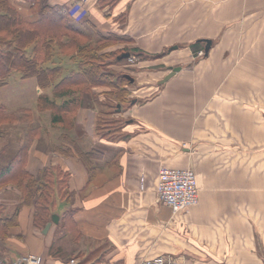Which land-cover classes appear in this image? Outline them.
<instances>
[{
  "label": "crops",
  "instance_id": "obj_1",
  "mask_svg": "<svg viewBox=\"0 0 264 264\" xmlns=\"http://www.w3.org/2000/svg\"><path fill=\"white\" fill-rule=\"evenodd\" d=\"M10 1L24 19H38L30 0ZM120 7L128 46L154 55L138 60L134 78L151 95L133 102L117 139L96 137L95 111L81 108L65 133L81 155L62 152L71 177L47 233L34 222L33 197L15 184L0 187L4 214L20 208L18 224L0 234L3 264L29 253L43 255L42 264H140L160 255L179 264H264V0H121ZM208 39V54L196 58ZM199 40L195 54L190 45ZM173 66L181 69L162 82ZM31 80L38 85L34 77L21 82ZM27 120L11 129L13 149L1 148L0 166L23 144ZM48 149L33 143L28 172L50 166ZM165 166L194 169L196 204L174 212L160 200Z\"/></svg>",
  "mask_w": 264,
  "mask_h": 264
},
{
  "label": "trees",
  "instance_id": "obj_2",
  "mask_svg": "<svg viewBox=\"0 0 264 264\" xmlns=\"http://www.w3.org/2000/svg\"><path fill=\"white\" fill-rule=\"evenodd\" d=\"M30 2L32 12L38 15V19L33 22L24 19L10 0H0V87L8 84L13 75H16L17 80L34 77L42 88H53L54 97L61 100L58 103L56 99L44 96L43 107L59 104L58 108L62 111L69 108L67 115H75V103L80 101V95L85 91L82 90L83 85L92 84L93 88L99 83L115 85L117 80L124 78L133 82L126 75H113L105 69L111 62L105 61V58L108 59V52L103 51L107 42H110L109 37L97 32L101 41L93 44L94 38L90 33L81 31L71 23L67 6L50 0ZM202 42L204 41L199 40L190 45L195 54L204 44ZM126 51L154 56L137 48H128ZM123 52L125 51L121 53ZM206 54L208 53L205 51ZM119 55L117 60L123 59ZM71 66L78 69L72 70ZM111 94L117 97L118 93ZM117 98L120 100L119 96ZM133 102L134 100L131 104ZM74 105L76 106L73 107ZM6 110L7 107L1 104L0 136L6 131L3 123L22 119ZM55 116L59 118V115ZM32 138L28 134L15 156L0 168V187L18 183L24 192V198L33 197L34 222L42 228L52 217L56 196L62 193L67 196L70 175L59 165L45 167L36 175L28 172L25 168L26 157ZM5 208V204L0 202V234L3 237L9 234L11 226L18 224L20 209L18 206L13 214L7 216L4 214ZM67 219L69 215L65 222H69Z\"/></svg>",
  "mask_w": 264,
  "mask_h": 264
},
{
  "label": "rangeland",
  "instance_id": "obj_3",
  "mask_svg": "<svg viewBox=\"0 0 264 264\" xmlns=\"http://www.w3.org/2000/svg\"><path fill=\"white\" fill-rule=\"evenodd\" d=\"M96 2L100 6L98 9L102 10V17L97 13L96 6H93L94 4H97L93 0H71L67 7L71 23L72 21H77L78 25L74 24V26L78 27L83 32L90 33L94 38L93 44L100 43L101 41L99 40L101 38L98 36L97 32L100 35L102 34L109 37L110 42H107L108 45L103 51L108 52L106 56L108 59L105 58V61L111 62L105 69L110 71L113 75L129 74L136 78V63L139 59L148 58L149 56L134 53L130 57H123V59L117 60V55L121 54L122 51H126L128 48H132L128 46V37L123 32L125 21V15L123 13H125L126 10L123 11L120 7L121 0H97ZM79 5L82 7L81 10ZM77 6L78 8H76ZM110 17L112 23L109 21ZM114 21L117 23L113 25ZM201 51L202 53L199 51L196 58L204 56L205 51ZM70 69L77 70L78 68L71 66ZM15 76L16 75H13L10 78L8 84L0 87V105H5L7 107L6 111H12L16 114L18 119H22H20L21 121L14 120L9 123H3V127H5L6 131L4 135L0 136V151L7 145L9 146V150L13 149V147H11L13 145V138L10 136L11 129L13 127L19 128L27 126L26 122L29 117V119H31L29 121L31 126L28 129H24V134H22L24 138L23 141L29 134V136L31 135V137H33L30 147L33 143H36V146L47 149L50 148V150L48 149L50 153L47 154L50 157V159L47 158L48 161L50 160V166H61L67 171L70 177L71 172L62 166V159L64 160L62 152H68L66 155L67 157L69 155H74V152L78 153L79 156L81 153L79 152V142L76 143L74 139L72 140L69 136H66L65 133L73 131L76 115L80 114V110L85 103L86 106H91L97 115L95 136L111 140L117 139L121 136L120 131L125 121L124 115H128L126 112L132 105V100H134V102L137 99L142 101L146 99L147 96L151 95L150 93L146 94L147 92L141 93L139 89L143 85H141L136 79H134L133 82H129L126 78L121 79L120 81L116 79L117 83H115V85L99 83L94 88L92 87V84H85L82 87V90L85 91L80 95V101L75 103L77 105L75 115H67L69 108L62 111L58 108L59 104H55L53 107H49V105L43 107L42 98L44 96L56 99L58 103L61 102V100L54 97L53 88H42L39 84L37 85L35 80L22 83L21 79L17 80V77ZM108 79L106 78V80ZM111 93H118L117 97L119 96L120 100L117 97H114ZM140 94H142V96H140ZM72 98L73 97L70 98L71 102ZM85 113L86 111L84 110L83 115H87V113ZM25 115L27 116L25 117ZM55 115H59V118H56ZM70 149H72V152ZM9 150L7 152L10 157L12 151L9 152ZM29 152L30 151H28V155ZM3 154L0 152L1 161L2 158H4V156L1 157ZM6 164L7 162H3L1 166L3 167ZM42 170L43 169H41V171ZM9 184H15L19 187L18 183H8L7 185ZM61 202L62 197L57 195L53 205L54 212L57 210L60 211ZM50 220H52V217Z\"/></svg>",
  "mask_w": 264,
  "mask_h": 264
},
{
  "label": "built area",
  "instance_id": "obj_4",
  "mask_svg": "<svg viewBox=\"0 0 264 264\" xmlns=\"http://www.w3.org/2000/svg\"><path fill=\"white\" fill-rule=\"evenodd\" d=\"M79 8L80 10L82 9L81 5H79ZM157 191L160 200L169 205L174 212L185 210L199 201L196 173L190 167H162L159 172ZM43 261V255L29 253L22 255L15 264H42ZM72 262L74 263V260ZM0 264H3L1 258ZM140 264H179V262L160 255L153 258H145Z\"/></svg>",
  "mask_w": 264,
  "mask_h": 264
},
{
  "label": "water",
  "instance_id": "obj_5",
  "mask_svg": "<svg viewBox=\"0 0 264 264\" xmlns=\"http://www.w3.org/2000/svg\"><path fill=\"white\" fill-rule=\"evenodd\" d=\"M207 42L206 47H205V51L206 53H208L210 46H211V40H205ZM132 54L130 51H125L123 53H121L119 55V58H123V57H130ZM181 69V66H173L171 67V71L163 78L162 82L167 81L171 76H173L177 71H179ZM127 77H129L131 79V81L134 80V77H132L129 74H126ZM59 220V215L57 213H54L52 215V220L48 221L45 225V227L43 228L44 233H47L52 222L55 221L57 222Z\"/></svg>",
  "mask_w": 264,
  "mask_h": 264
}]
</instances>
